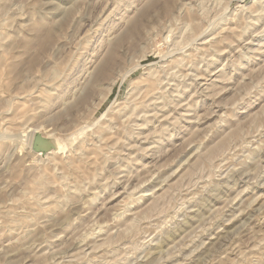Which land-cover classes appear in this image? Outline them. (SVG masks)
Wrapping results in <instances>:
<instances>
[{
  "label": "rangeland",
  "instance_id": "1",
  "mask_svg": "<svg viewBox=\"0 0 264 264\" xmlns=\"http://www.w3.org/2000/svg\"><path fill=\"white\" fill-rule=\"evenodd\" d=\"M0 264H264V0H0Z\"/></svg>",
  "mask_w": 264,
  "mask_h": 264
},
{
  "label": "bare ground",
  "instance_id": "2",
  "mask_svg": "<svg viewBox=\"0 0 264 264\" xmlns=\"http://www.w3.org/2000/svg\"><path fill=\"white\" fill-rule=\"evenodd\" d=\"M141 35H142V29L138 24H136L120 40H118L116 43L112 45L107 59L101 64L99 70L97 71V74L93 76L90 86H89V90H87L86 96L81 99V102H80L81 105L86 103L87 99L95 92V89L97 88V85H99V83H102L104 81H108V83L111 82L110 79L113 75V70L116 68V66H118L120 62V59L116 56L115 50L119 48V45L122 44L123 40H129L130 42H137L136 40H138L141 37ZM110 85L112 86L113 82ZM83 128L85 127H82V129ZM88 128H85V129H88ZM80 131H82L83 134L86 133L84 129L83 130L80 129L79 131H77L75 135H78ZM25 132H27L26 135H25ZM40 132L45 137H50L52 140V143L56 146L55 149L45 157L41 154H35L32 151V145H33L34 139L36 138L37 134ZM24 135L25 136L23 139L25 138L27 139L26 141H24V143H26L28 150H30L33 153V155L37 157L39 161L49 160L50 157H59V155L64 153V151L66 153V143L64 142V140L60 139L58 134L54 132L44 131L41 128H28L26 131H24ZM78 136H82V135H78ZM74 137L77 138L76 136ZM74 140L76 141V139Z\"/></svg>",
  "mask_w": 264,
  "mask_h": 264
},
{
  "label": "water",
  "instance_id": "3",
  "mask_svg": "<svg viewBox=\"0 0 264 264\" xmlns=\"http://www.w3.org/2000/svg\"><path fill=\"white\" fill-rule=\"evenodd\" d=\"M53 146H55V145L52 143V140H50V143H49V142H47V140H44L40 136V134L38 133L36 138L34 139V142H33V145H32V151H34L36 153H41L45 149H53Z\"/></svg>",
  "mask_w": 264,
  "mask_h": 264
}]
</instances>
